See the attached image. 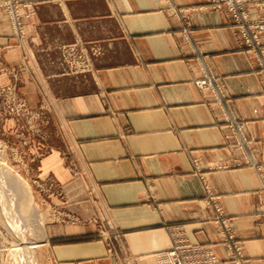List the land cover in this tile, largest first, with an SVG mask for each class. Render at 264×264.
I'll use <instances>...</instances> for the list:
<instances>
[{
    "label": "crops",
    "instance_id": "0c3cea01",
    "mask_svg": "<svg viewBox=\"0 0 264 264\" xmlns=\"http://www.w3.org/2000/svg\"><path fill=\"white\" fill-rule=\"evenodd\" d=\"M35 1L30 34L37 58L44 51L50 62L45 86L62 139L43 166L66 188L71 215L116 234L54 225L53 264H150L171 247L175 226L231 264L212 221L218 211L249 264H264V175L227 167L243 161L227 117L252 140L248 157L264 162V87L225 13L208 11L211 0ZM190 7L200 10L185 27L176 11ZM5 32L2 20L0 46ZM64 46L89 59L85 72L59 66ZM211 75L219 102L195 84Z\"/></svg>",
    "mask_w": 264,
    "mask_h": 264
},
{
    "label": "rangeland",
    "instance_id": "374dc122",
    "mask_svg": "<svg viewBox=\"0 0 264 264\" xmlns=\"http://www.w3.org/2000/svg\"><path fill=\"white\" fill-rule=\"evenodd\" d=\"M211 2L206 6L208 11L222 12L209 9ZM37 4L38 3L35 0H0V21L2 22L3 20L6 24L5 33H7V38L9 40L8 45L0 46V177L6 174L10 177V180H17L18 183L21 184L20 186H25L27 188L28 194H21V197L19 196L21 200L20 202L24 205L27 216L30 214V216L32 215L33 221L35 220L34 222L32 221V224L35 223V225L33 224L32 226H35L36 229L39 228L40 231L42 229V231H45L44 235H46V242L40 243L41 247L37 254L38 264H53L51 245L54 242L52 239L54 236V233L52 232L54 225L68 227L90 225L97 229L96 235L105 240H114L116 234L112 236L103 233L104 230L100 227L101 225H98L95 221L90 223L82 222L80 218L71 215L68 212L69 201L65 199L67 196L65 192L66 188L49 177L46 167L43 166L51 156L53 149L62 145V139L58 137L57 132L55 131V124L51 119L53 110L51 104L49 105V91L45 86L48 78V65L50 62L45 56L46 53L44 51L42 52L43 57H41V59L37 58V46L39 45L36 41H33L30 34V21L37 13ZM198 10H200L198 7L182 8L177 10L176 13L180 16L183 25L189 27L190 15L198 12ZM225 15L228 19V24L234 31L230 19L226 13ZM234 33L237 39V34L235 31ZM237 43L245 50L251 59L252 64L256 67L264 87V70L259 66L252 50L241 45L238 40ZM262 44L264 47L263 39ZM93 53L96 54V52ZM60 55L58 64L60 67H65L68 73H78L80 71L85 72L87 70L89 59L86 58L79 49L71 50L70 47L64 46L60 49ZM36 64L39 66L40 72ZM205 80H207V77L197 79L195 81L196 86L198 82ZM37 86H39L38 89H36ZM201 90L209 91L217 101L224 96L223 91H212L210 89ZM38 98L40 102H38ZM227 120H229L227 121L228 129L233 135L232 122L235 120L232 118L229 119L228 117ZM245 141L246 146H242V149L244 150L243 153L240 150L241 148L237 138L234 136L233 148L240 151L243 161H239V158H235L231 163L227 164L228 166L221 165L219 168H225L226 166L239 167L241 163H243L246 166L254 167L264 175V162L256 159L255 155H252V157L249 155L248 157V153L253 152L252 140L246 135ZM246 147H249V149ZM3 178H0V186H2L0 187V190H2L0 191V194H2V198L0 195V199H2V202L0 201V206L2 207L1 204L3 203L5 209H7V205H5L4 202L7 198H12L13 200L15 197V193L13 192L14 184L12 181L10 182L8 179L5 180ZM263 185L264 182L262 180L259 197H262L264 194V191L262 190ZM3 193L6 194L4 195ZM3 196L7 197L3 200ZM26 199L29 200H27L28 203L25 201ZM25 203L28 205H25ZM30 208H32V211ZM0 214H3L0 216H3L6 220L7 214L4 211H1ZM258 214L264 220V215L261 214L259 210ZM216 218L212 221L217 227H219L218 237L220 245L226 253L227 261L234 264L231 261L233 259L228 255L226 247L223 245L224 236L220 234L223 229V223L222 221H217ZM225 218L229 221L237 244L240 245L239 251L243 261H245L246 264H249V261L246 259L242 251L241 242L238 240L233 230L231 224L232 220L228 217ZM7 221L2 222V219H0V264H19L23 255L16 251L17 247L15 245L17 243L15 239H18L17 234L16 232L15 234L12 233V227H10ZM4 222H6V224ZM27 223L30 224V221H26L25 227L23 225L21 226L24 230L26 228L28 229V231L27 229L23 231L25 233V238L31 236V233H36V231L33 232L34 228L32 229L31 225H29L31 227H27ZM30 228L32 229L31 233H29L31 230ZM56 231H58V229H56ZM169 232L172 241L171 247L165 251L155 253L150 264H167L166 262H162L160 257L163 256L162 254L170 251L176 242H181L180 240L186 239L189 243L194 245V243L187 239L181 227H170ZM196 245L210 246L208 244ZM211 248L215 253L212 246ZM217 258L225 263V261L218 256ZM18 260H20L19 263H17Z\"/></svg>",
    "mask_w": 264,
    "mask_h": 264
},
{
    "label": "built area",
    "instance_id": "2783aa9c",
    "mask_svg": "<svg viewBox=\"0 0 264 264\" xmlns=\"http://www.w3.org/2000/svg\"><path fill=\"white\" fill-rule=\"evenodd\" d=\"M209 9L227 14L237 34L238 42L247 49L252 50L259 66L264 70V47L262 44L264 36V0H212ZM197 86L200 89L222 92L217 78L213 75L207 77L205 81L198 82ZM232 133L239 142L240 150L244 153L242 146H246L245 135L241 125L236 121L232 122ZM262 190L264 191V185ZM260 199L259 212L264 215V194ZM218 214L216 220L223 223L220 234L224 236L223 245L226 247L228 255L233 259L231 261L234 264H246L240 254V245L237 244L234 238L229 221L219 211ZM180 241L179 243L176 242L170 251L162 254L164 257L169 256L173 264H225L217 258L211 246L193 245L186 239Z\"/></svg>",
    "mask_w": 264,
    "mask_h": 264
},
{
    "label": "bare ground",
    "instance_id": "6f19581e",
    "mask_svg": "<svg viewBox=\"0 0 264 264\" xmlns=\"http://www.w3.org/2000/svg\"><path fill=\"white\" fill-rule=\"evenodd\" d=\"M0 178H3L5 180L8 179L10 182L12 181V183L14 184V185L13 184L12 185L14 186L13 187V189H14L13 192L15 193V197L13 198V200H12V198L11 199L10 198H7L6 199V201L4 202V204L7 205L6 206L7 209H5L3 203L1 204L2 207L0 206V210L1 211H4L7 214V217L5 216L6 217V220L4 219L3 216H0V219H2V222L8 220L7 222L9 223L10 227L13 228V229L11 228V231L13 230L12 233L15 234V232H16V234H17V238L18 239H15L16 240V243H17L15 245L17 247L16 248V251H18V253H21L23 255L22 256L23 258H21L20 255H19V257L22 260L21 261L18 260L17 263H19V261H20L21 264H23V263H25V264H38L37 254L39 252V248L41 247L40 243L41 242H46V240H45V238H46L45 236L46 235H44L45 231H42V229L40 231L39 228L36 229L35 226L34 227L32 226L33 224L35 225V223L32 224V221H33L32 215L30 216V214H29L27 216V214H26L27 212H25L26 210L24 209V205H22V202H20L21 200H20L19 196L21 197V194H23V195L26 194L27 195L28 194L27 188L25 186H20L21 184H19L17 180H10V177L8 175H6V174H4V176L2 175V177H0ZM13 179H15V178H13ZM0 187H2V186H0ZM0 191H2V190H0ZM5 191H6V189H5ZM3 194L5 195L6 193H3ZM0 195H1V198H2V194H0ZM5 197H7V196H3V200L5 199ZM27 200L28 199H26L25 201H27ZM0 201L2 202V199H0ZM28 201H27V203H28ZM25 205H28V204L25 203ZM31 209L32 208H30V210ZM0 215H3V214H0ZM1 217H3V218H1ZM28 220L30 221V224L27 223L28 224L27 227L29 225H31L32 226V229L34 228L33 232L36 231V233L34 232V234H32L31 233L32 232V229L30 228L31 230L29 229L30 230L29 233H31L30 234L31 236H29L28 238H25V235H24L25 233L23 231H25L27 228L24 230L21 226L23 225L25 227L26 221H28ZM4 223L6 224V222H4ZM36 224H37V222H36ZM31 226H29V227H31ZM7 230H8V228H7ZM27 231H28V229H27ZM42 232H43V234H42ZM14 254H13V256H14ZM163 257L164 256L160 257V260L162 262H166L167 264H173V262H172V260H171V258L169 256L164 257V258ZM22 261H23V263H22Z\"/></svg>",
    "mask_w": 264,
    "mask_h": 264
}]
</instances>
